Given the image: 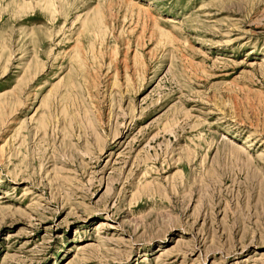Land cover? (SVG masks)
<instances>
[{
    "label": "rangeland",
    "instance_id": "rangeland-1",
    "mask_svg": "<svg viewBox=\"0 0 264 264\" xmlns=\"http://www.w3.org/2000/svg\"><path fill=\"white\" fill-rule=\"evenodd\" d=\"M0 264H264V0H0Z\"/></svg>",
    "mask_w": 264,
    "mask_h": 264
},
{
    "label": "bare ground",
    "instance_id": "bare-ground-1",
    "mask_svg": "<svg viewBox=\"0 0 264 264\" xmlns=\"http://www.w3.org/2000/svg\"><path fill=\"white\" fill-rule=\"evenodd\" d=\"M220 138H222V139H226V142H227V137L225 136V135H221V137ZM231 142V141H230ZM235 148L237 149V150H239V151H241V152H246V149H245V147L244 146H242V145H236L235 146ZM100 223H103V222H100ZM100 227H106V226H100Z\"/></svg>",
    "mask_w": 264,
    "mask_h": 264
}]
</instances>
